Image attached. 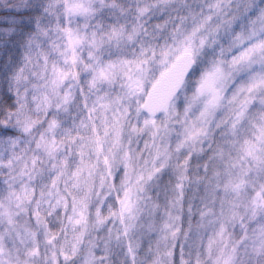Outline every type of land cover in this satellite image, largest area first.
<instances>
[{
  "label": "clouds",
  "instance_id": "1",
  "mask_svg": "<svg viewBox=\"0 0 264 264\" xmlns=\"http://www.w3.org/2000/svg\"><path fill=\"white\" fill-rule=\"evenodd\" d=\"M0 264H264V0H0Z\"/></svg>",
  "mask_w": 264,
  "mask_h": 264
}]
</instances>
